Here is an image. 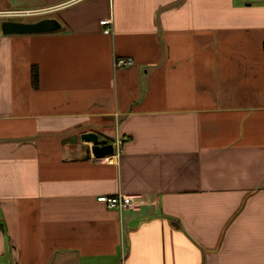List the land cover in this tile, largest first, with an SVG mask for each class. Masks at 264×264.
I'll use <instances>...</instances> for the list:
<instances>
[{
  "label": "crops",
  "instance_id": "1",
  "mask_svg": "<svg viewBox=\"0 0 264 264\" xmlns=\"http://www.w3.org/2000/svg\"><path fill=\"white\" fill-rule=\"evenodd\" d=\"M9 11L59 27L0 29V264H264V0Z\"/></svg>",
  "mask_w": 264,
  "mask_h": 264
},
{
  "label": "water",
  "instance_id": "2",
  "mask_svg": "<svg viewBox=\"0 0 264 264\" xmlns=\"http://www.w3.org/2000/svg\"><path fill=\"white\" fill-rule=\"evenodd\" d=\"M59 23L54 18H42L33 22L4 20L1 23L0 29L4 34L11 33H36L56 30ZM81 139L91 143L89 152L94 157L100 158L113 154L114 146L106 139L99 138L98 133L87 131L81 134Z\"/></svg>",
  "mask_w": 264,
  "mask_h": 264
},
{
  "label": "built area",
  "instance_id": "3",
  "mask_svg": "<svg viewBox=\"0 0 264 264\" xmlns=\"http://www.w3.org/2000/svg\"><path fill=\"white\" fill-rule=\"evenodd\" d=\"M2 14H20L18 11L0 12ZM109 20L104 19L101 21L102 24H108ZM105 32H109V28L105 27ZM118 65H129L131 60H119ZM97 200L103 202L109 208H115L118 211L124 210H139L143 204L146 203V199L141 195H130L118 193L115 195H99Z\"/></svg>",
  "mask_w": 264,
  "mask_h": 264
},
{
  "label": "rangeland",
  "instance_id": "4",
  "mask_svg": "<svg viewBox=\"0 0 264 264\" xmlns=\"http://www.w3.org/2000/svg\"><path fill=\"white\" fill-rule=\"evenodd\" d=\"M16 19H22V18H16ZM23 19H25L26 21H30L32 19H34L33 17H24Z\"/></svg>",
  "mask_w": 264,
  "mask_h": 264
},
{
  "label": "trees",
  "instance_id": "5",
  "mask_svg": "<svg viewBox=\"0 0 264 264\" xmlns=\"http://www.w3.org/2000/svg\"><path fill=\"white\" fill-rule=\"evenodd\" d=\"M35 74V73H34Z\"/></svg>",
  "mask_w": 264,
  "mask_h": 264
}]
</instances>
